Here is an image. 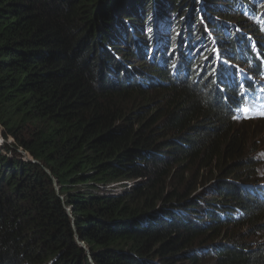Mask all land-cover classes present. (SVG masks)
<instances>
[{"label": "trees", "instance_id": "1", "mask_svg": "<svg viewBox=\"0 0 264 264\" xmlns=\"http://www.w3.org/2000/svg\"><path fill=\"white\" fill-rule=\"evenodd\" d=\"M262 78L264 0H0V264H264Z\"/></svg>", "mask_w": 264, "mask_h": 264}, {"label": "rangeland", "instance_id": "2", "mask_svg": "<svg viewBox=\"0 0 264 264\" xmlns=\"http://www.w3.org/2000/svg\"><path fill=\"white\" fill-rule=\"evenodd\" d=\"M259 1L261 2L263 0ZM149 10H151V8H148V10L145 11ZM243 26L244 25H238L240 30L245 34V37L251 40H260V34L256 35L255 33L246 32L247 29L242 28ZM172 56H175V54ZM213 73L214 78L224 84L223 78L217 72L214 71ZM207 74L208 73H205V75ZM256 90L257 92L248 98L250 101L249 106L236 111L235 120L233 119V129H235L238 134H241L243 142L246 146L248 144L252 146L250 157L253 158L257 164V168L255 169L256 179L258 180L257 185L260 187V190H264V78L260 80V84ZM5 143L11 146L14 145L13 141L10 139L6 142L2 140V130L0 128V150ZM20 151L21 150H19V152ZM22 158L27 160L29 159L25 153ZM121 190L122 189H118V191ZM196 193H201V197H203L208 193V191L204 192V188L201 187ZM250 236L246 239L247 243L264 240V230L262 232H255L253 237Z\"/></svg>", "mask_w": 264, "mask_h": 264}, {"label": "water", "instance_id": "3", "mask_svg": "<svg viewBox=\"0 0 264 264\" xmlns=\"http://www.w3.org/2000/svg\"><path fill=\"white\" fill-rule=\"evenodd\" d=\"M20 154H22V152L20 151ZM28 160H31V159H28Z\"/></svg>", "mask_w": 264, "mask_h": 264}]
</instances>
